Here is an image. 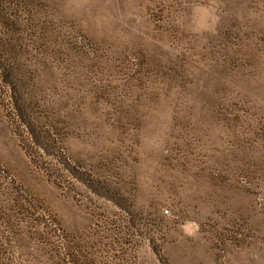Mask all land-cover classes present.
<instances>
[{
	"label": "rangeland",
	"instance_id": "1",
	"mask_svg": "<svg viewBox=\"0 0 264 264\" xmlns=\"http://www.w3.org/2000/svg\"><path fill=\"white\" fill-rule=\"evenodd\" d=\"M0 264H264V0H0Z\"/></svg>",
	"mask_w": 264,
	"mask_h": 264
}]
</instances>
